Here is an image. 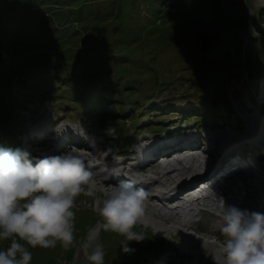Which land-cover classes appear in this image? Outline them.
<instances>
[{
  "label": "rangeland",
  "instance_id": "rangeland-1",
  "mask_svg": "<svg viewBox=\"0 0 264 264\" xmlns=\"http://www.w3.org/2000/svg\"><path fill=\"white\" fill-rule=\"evenodd\" d=\"M253 28L264 34V0H0V147L13 143L5 124H10L9 130L14 125L20 149L26 151L23 143L35 121L56 114L64 124L84 121L89 126L97 116L82 111L92 109L86 103L104 100L113 115L126 110L119 112L113 102L130 105L133 111L130 118L113 120L120 131L112 126L108 131L93 129L95 136H103L96 142L105 152L130 150L126 144L146 130L165 132L159 127L166 120H179L171 111L195 105L211 111V117L219 109L228 110L227 102L234 112L228 110L227 118L218 116L216 127L186 121L184 126L193 134L206 135L226 125L230 130L224 127L222 132L238 138L244 124L237 121V113L247 119L264 113V38L254 36ZM252 41L253 80L243 68L240 50L237 55L239 44L244 48ZM228 76L231 80L225 82ZM248 99L258 104L252 113H246ZM72 102L84 107L80 110ZM157 106L167 111L151 109ZM151 110L155 111L148 118L158 120V129H136V120L148 119L137 112L143 116ZM109 135L112 140L101 143ZM97 198L103 193L77 197L73 246L30 249L31 264H88L82 244L100 221L93 210ZM198 208L206 214L187 233L155 215L157 228L137 224L134 231H143L146 238L129 242L134 249L130 254L122 251L123 236L101 230L104 264H214L212 238L201 233L213 230L214 209L202 201ZM154 213L146 208V216ZM9 244L0 242V248Z\"/></svg>",
  "mask_w": 264,
  "mask_h": 264
},
{
  "label": "clouds",
  "instance_id": "clouds-1",
  "mask_svg": "<svg viewBox=\"0 0 264 264\" xmlns=\"http://www.w3.org/2000/svg\"><path fill=\"white\" fill-rule=\"evenodd\" d=\"M252 34L259 36L254 28ZM73 130L85 135L80 125ZM89 156L75 147L42 157L0 147V242L10 241L0 248V264H31L30 249L38 247L50 249L59 244L69 250L75 242L76 199L95 197L97 192L103 193L93 207L100 221L82 244L88 264H104L106 253L98 242L101 230L123 236L125 254L134 252L129 242L146 238L134 229L137 224L146 225L148 193L132 180L106 190L92 171ZM216 215V230L223 239L212 237L214 264H264V213L226 206L219 198Z\"/></svg>",
  "mask_w": 264,
  "mask_h": 264
},
{
  "label": "bare ground",
  "instance_id": "bare-ground-1",
  "mask_svg": "<svg viewBox=\"0 0 264 264\" xmlns=\"http://www.w3.org/2000/svg\"><path fill=\"white\" fill-rule=\"evenodd\" d=\"M247 102H250V100H248ZM253 125H254V122L251 121V120L247 121V123H246V126L248 128H252ZM49 143H50V141L49 140H46L45 142L42 143L41 147H44V146L48 145ZM36 147L38 148V147H40V145L39 144H36ZM81 148H83V145L81 146ZM100 149H102V147L98 146L97 149L94 152H91V153L90 152H86L85 153V154H90V156H89L90 159H93L94 158V161L97 160V162H96L97 164H94V162H93L94 168H99V167H101V168H107L108 166H110L112 169L113 168H116L117 167L116 165H114L112 163L111 164H107L106 163V160L109 159V156H106V158L103 159V160H101L100 158L97 157L98 151ZM60 150H61L60 148H57V150L54 153H52V155H57L59 152H61ZM34 154H36V151H35ZM46 155H48V154H46ZM128 161H129V159L126 158V160H123L121 163L125 164ZM195 168H196V166H195ZM204 170H209V169H204ZM169 174H171V173H169ZM96 177L100 181V184L102 183V184L107 185V186L110 185V182H106V181L102 180L97 174H96ZM147 181H148V185L149 184H152L153 185V184L159 183L160 182V178L149 176L147 178ZM262 181H264V177L262 178ZM161 185L164 186V183L162 182ZM190 186H193V185H190ZM231 187H233V185H229L228 184L227 186H224L223 188H221V191L223 192L224 195H229V191H230V188ZM239 187H241V188H239ZM237 189H238V191H241L243 193H246L247 197L243 198V200H242L240 197L235 196V195L229 196L228 198L230 199V205L231 206H235V207H237V208H239L241 210H245L249 206V204H252L253 203V199H252V187L249 184H247L246 182H244V184L242 183L241 186H237ZM184 195H186V194H183V196ZM210 196H211V194H206L205 196L203 195V199L204 200H209L210 199ZM180 200H181V198L179 197L176 202H179ZM146 222H147V225H144V226H148V227H151V228H155V227L157 228L158 226H160L158 224V222L154 221L149 216H146ZM173 230H174V232L178 233V231L176 229H173ZM160 231H163V230H160ZM181 238L183 239L184 237L182 236ZM210 243H212V242H210ZM184 245L188 246L189 244L186 243ZM195 247H196V245H194V248ZM188 249H190L189 246H188Z\"/></svg>",
  "mask_w": 264,
  "mask_h": 264
},
{
  "label": "trees",
  "instance_id": "trees-1",
  "mask_svg": "<svg viewBox=\"0 0 264 264\" xmlns=\"http://www.w3.org/2000/svg\"><path fill=\"white\" fill-rule=\"evenodd\" d=\"M260 20H262V16H260ZM260 20H258V21H260ZM257 32L259 34L261 33V31H259V30H257ZM261 36H262V38H264V34L263 33H262ZM239 50L242 52L243 68H245L247 70V72L251 76V79L253 80L254 77H255V74H256L255 70H253V64H252L253 56L255 54L253 41L251 43H247V45L244 48H242V46L239 44L238 45V49H237V55L238 56H239ZM229 72H230V76L233 75V72H231V71H229ZM230 76H228L227 78H224V81L226 82V81L231 80L230 78L232 76L231 77ZM193 110H195V109H193ZM198 110L199 109H197L195 111H198ZM184 111H186V110H184ZM182 113H184V112H182ZM139 230L142 231L143 229L139 228Z\"/></svg>",
  "mask_w": 264,
  "mask_h": 264
}]
</instances>
